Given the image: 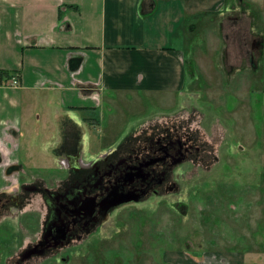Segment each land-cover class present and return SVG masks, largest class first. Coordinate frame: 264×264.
<instances>
[{"label": "rangeland", "instance_id": "rangeland-1", "mask_svg": "<svg viewBox=\"0 0 264 264\" xmlns=\"http://www.w3.org/2000/svg\"><path fill=\"white\" fill-rule=\"evenodd\" d=\"M231 1L229 8L191 19L188 79L176 102L153 95L122 97L123 102L120 97L106 106L100 131L87 121L74 128L65 115L60 128L50 119L57 131L49 136L43 128L39 134L41 115L25 122L21 164L0 166V173L6 168L0 192L21 184L20 208L27 209L3 220L14 234L22 220L37 227L46 212L42 191L32 185L55 189L70 173L61 157L48 155L57 145L68 144L89 164L163 130L199 148L171 166L165 190L114 209L45 263L56 258L59 264H190L180 263V257L207 256L204 264H213L212 257L231 251V260L264 264V0ZM30 231L24 235L35 237Z\"/></svg>", "mask_w": 264, "mask_h": 264}, {"label": "crops", "instance_id": "crops-1", "mask_svg": "<svg viewBox=\"0 0 264 264\" xmlns=\"http://www.w3.org/2000/svg\"><path fill=\"white\" fill-rule=\"evenodd\" d=\"M231 2L0 0V166L21 164L23 126L33 115H41L39 134L43 128L49 136L52 129L57 131L50 119L60 128V115L74 128L81 129L87 121L100 131L108 105L114 106L120 97L123 102L122 97L153 95L176 102L188 79L191 19L220 12ZM14 74L19 75L17 87L11 85ZM58 146L49 157H61L62 163L75 161V149ZM6 168L0 173L1 182ZM3 248L0 264H12L17 252L7 254ZM231 257V251L220 253L211 262L245 264ZM194 258L180 257V263L204 264L211 257Z\"/></svg>", "mask_w": 264, "mask_h": 264}, {"label": "flooded vegetation", "instance_id": "flooded-vegetation-1", "mask_svg": "<svg viewBox=\"0 0 264 264\" xmlns=\"http://www.w3.org/2000/svg\"><path fill=\"white\" fill-rule=\"evenodd\" d=\"M256 44L262 45L261 41ZM129 146L118 147L93 164L82 160L79 155L75 161L64 162L70 173L58 188L32 185V190L42 191L47 201L45 216L37 219L35 228L32 223L24 224L22 220L16 227V234L6 229L8 224L3 220L10 215L17 217L21 214V217L27 209L20 208L24 200L21 184L12 191L2 190L0 247L6 246L4 253L19 250L16 264H28L36 259H41L43 264L45 258L56 255L60 249L69 248L75 239L91 233L114 209L138 203L165 190L171 166L187 160L192 148L199 149L182 142L180 137L172 136L167 130L138 139ZM28 229L36 236L31 238L27 234L30 240L25 244L24 231ZM13 244L16 246L11 247Z\"/></svg>", "mask_w": 264, "mask_h": 264}, {"label": "built area", "instance_id": "built-area-1", "mask_svg": "<svg viewBox=\"0 0 264 264\" xmlns=\"http://www.w3.org/2000/svg\"><path fill=\"white\" fill-rule=\"evenodd\" d=\"M11 85L13 86H19V75L18 74H14L12 79H11Z\"/></svg>", "mask_w": 264, "mask_h": 264}, {"label": "trees", "instance_id": "trees-1", "mask_svg": "<svg viewBox=\"0 0 264 264\" xmlns=\"http://www.w3.org/2000/svg\"><path fill=\"white\" fill-rule=\"evenodd\" d=\"M1 73L4 74V73H6V72H5V71H2ZM10 168H11V167H10Z\"/></svg>", "mask_w": 264, "mask_h": 264}]
</instances>
